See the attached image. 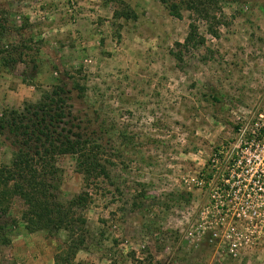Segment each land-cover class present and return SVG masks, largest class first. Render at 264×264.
<instances>
[{"label": "rangeland", "instance_id": "obj_1", "mask_svg": "<svg viewBox=\"0 0 264 264\" xmlns=\"http://www.w3.org/2000/svg\"><path fill=\"white\" fill-rule=\"evenodd\" d=\"M225 12L220 38L201 27L187 50L189 15L158 0H0V114L80 83L73 116L105 153L75 264H264V0ZM16 151L0 132V167ZM58 166L66 202L83 178ZM22 211L0 213V264H56L67 233H30Z\"/></svg>", "mask_w": 264, "mask_h": 264}, {"label": "trees", "instance_id": "obj_2", "mask_svg": "<svg viewBox=\"0 0 264 264\" xmlns=\"http://www.w3.org/2000/svg\"><path fill=\"white\" fill-rule=\"evenodd\" d=\"M170 16L182 20L189 15V32L182 49H197L206 45V36H221L229 16L225 10L231 0H158ZM126 10V11H125ZM122 16L137 19L130 9ZM51 92L43 93L37 104H27L22 112L5 111L0 114V132L8 131L17 151L11 163L0 167V213H10L16 201L23 205L20 222L26 231L60 232L68 235L66 248L56 256V264H75L77 253L87 246V220L84 212L93 201L90 192L109 171L102 146L73 116L72 91L83 95L86 87L73 82L72 89L62 81ZM71 157L76 171L83 178V191L69 201H61L56 192L62 171L59 159ZM0 247L11 243L2 234Z\"/></svg>", "mask_w": 264, "mask_h": 264}]
</instances>
